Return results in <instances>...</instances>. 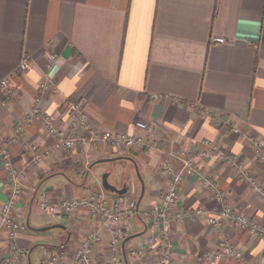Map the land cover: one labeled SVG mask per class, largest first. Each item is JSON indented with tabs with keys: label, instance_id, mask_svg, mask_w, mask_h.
Returning a JSON list of instances; mask_svg holds the SVG:
<instances>
[{
	"label": "crops",
	"instance_id": "crops-1",
	"mask_svg": "<svg viewBox=\"0 0 264 264\" xmlns=\"http://www.w3.org/2000/svg\"><path fill=\"white\" fill-rule=\"evenodd\" d=\"M213 35L224 36L227 42H212ZM48 53L54 55L52 60ZM24 56L29 66L17 70ZM2 79L7 85L0 86V149L8 147L15 167L27 166L35 152L53 144L41 119H27L39 85L48 80L53 88L42 96L40 110L68 134L73 130L65 106L69 99H79L96 128L133 134L139 130L136 121L143 120L146 133L161 137L165 147L171 140L183 146L200 175L183 177L178 209L230 204L264 224V203L211 147L217 144L220 151L241 157L264 184V163L254 150L255 139L264 144V0H0ZM152 93L162 96L152 98ZM163 152L110 147L84 152L75 147L41 156L26 168L14 214L23 222L28 218L34 227L54 222L65 227L26 226L14 237L2 228L0 264H47V252L60 249L69 257L99 223L100 217L84 206L61 216L39 211L44 190L52 202L83 197L103 188L101 174L108 172L111 183L125 186L122 195L137 201L141 182L133 162L118 158L113 166L98 167L104 163L95 160L104 157L126 154L138 164L144 192L137 212L129 214L125 237L142 230V218L149 221L145 211L168 185ZM170 162L179 165L175 158ZM213 186L223 195L215 196ZM9 190L0 157V201ZM106 191L111 200L120 195ZM166 229L173 244L169 264H264V238L226 219L220 225L204 219L171 221ZM125 237L119 264H159L158 238L142 254L132 255L130 250L146 239L147 231L124 241ZM110 239V229L103 226L93 248L94 264H110ZM226 241L242 251L240 259L201 257ZM13 247L25 251V256L7 260Z\"/></svg>",
	"mask_w": 264,
	"mask_h": 264
},
{
	"label": "built area",
	"instance_id": "built-area-1",
	"mask_svg": "<svg viewBox=\"0 0 264 264\" xmlns=\"http://www.w3.org/2000/svg\"><path fill=\"white\" fill-rule=\"evenodd\" d=\"M211 41L215 43H225L227 38L224 36L213 35ZM48 60H52L54 55L47 54ZM29 66V59L22 57L17 66V70H25ZM7 79L0 81V86L5 87ZM52 82L46 80L39 85V93L35 97L34 105L29 111L27 119L35 117L41 119L45 124L49 135L54 137L52 146L35 152L33 158L27 166L17 168L14 166L9 154V149L3 146L0 149V157L3 160V166L7 173V180L10 190L7 197L0 201V230L6 228L12 237L19 229L25 228V222L19 220L14 212L18 201L23 193V182L25 180L26 168L34 165L44 154H50L52 150L81 148L84 152L91 151L94 148L110 147L115 151L121 148L125 149H162L165 159L162 162V169L166 173L168 185L165 188L161 198L153 202L145 214L149 216L147 237L135 248L130 250V254H142L146 248L153 246L154 239L158 238V263L169 264L173 256V244L167 236L166 226L171 222H181L189 219H204L212 225H220L223 219L228 220L234 226L243 228L251 235H258L264 238V224L256 222L248 215L240 213L232 208L230 204L222 207H213L211 209L195 208L192 210L178 209V186L185 175H197L199 172L195 167L193 159L187 154L183 146L175 140H171L168 147L162 138L155 134H147V123L143 120H137L136 126L139 129L133 134L111 133L107 130L99 129L91 125L89 114L84 101L79 99H69L66 103L67 112L70 114V125L73 133L68 134L65 129L58 126L53 118L41 112L39 103L44 93L51 91ZM162 94L152 93V98H160ZM22 126L16 128V133L20 134ZM80 129V131H77ZM77 131V132H76ZM235 132H239L238 127H234ZM212 149L216 150L218 155L231 165L238 178L249 184L256 196L264 203V184L257 178L255 173L250 170L241 157L228 154L218 149L217 144H212ZM254 150L259 161L264 163V144L259 140H254ZM170 158H175L179 165L173 167ZM212 185V184H211ZM215 196H222L223 192L213 186ZM39 208L55 216L70 214L78 207L84 206L90 214L99 216V223L91 227L85 234L82 242L75 248L72 254L67 257L64 250L56 252H47V264H94L93 248L94 244L100 239V231L106 226L111 231L109 241L110 264H119V251L123 238L128 232L129 214L137 212L135 210V198L126 199L122 194L111 200L104 188L94 189L83 197H65L58 202L49 200L48 193L44 190L38 199ZM25 251L18 247H13L12 253L7 260H17L24 257ZM223 256H231L240 259L242 251L231 242H222L216 251L204 253L201 257L205 260L219 259ZM263 264V263H259Z\"/></svg>",
	"mask_w": 264,
	"mask_h": 264
},
{
	"label": "water",
	"instance_id": "water-1",
	"mask_svg": "<svg viewBox=\"0 0 264 264\" xmlns=\"http://www.w3.org/2000/svg\"><path fill=\"white\" fill-rule=\"evenodd\" d=\"M118 158H127V159L131 160L133 162V164H134L135 172H136L137 176L140 179L141 189H140L139 197H138V199L136 201V209H138V205H139L140 199H141V197L143 195V192H144V181H143V178H142V176H141V174L139 172L138 164L136 163L134 158L132 156H130V155L121 154V155L112 156V157L100 158V159L95 160V162L108 161V160H113V159H118ZM101 185H102V187L104 189H106L108 191L115 192V193L122 194L125 191V186H123L122 188H118L115 184L111 183L108 180V172H103L101 174ZM142 223H143V229L138 231V232H135V233L127 235L125 237L124 241L126 239H129V238L133 237V236L145 233L147 231L148 221L145 218H142ZM25 224H26L27 227H29L30 229H34V230H46V229L53 228V227H61V228L65 227V224H63L61 222H54V223H51V224H48V225L34 227V226L29 224L28 218L26 219Z\"/></svg>",
	"mask_w": 264,
	"mask_h": 264
},
{
	"label": "rangeland",
	"instance_id": "rangeland-1",
	"mask_svg": "<svg viewBox=\"0 0 264 264\" xmlns=\"http://www.w3.org/2000/svg\"><path fill=\"white\" fill-rule=\"evenodd\" d=\"M102 163H104V165H98V167H100V166H104V167H107V166H113L114 165V161L113 160H110V161H103ZM98 164V163H97ZM93 177L92 176H89V177H87V182L89 183V184H91L92 183V181H93V179H92ZM39 208V207H38ZM40 209V208H39ZM38 209V210H39ZM39 211H41V209L39 210ZM43 212V211H42ZM49 214V213H48ZM58 229V227H53V228H49V229H46V230H57Z\"/></svg>",
	"mask_w": 264,
	"mask_h": 264
},
{
	"label": "trees",
	"instance_id": "trees-1",
	"mask_svg": "<svg viewBox=\"0 0 264 264\" xmlns=\"http://www.w3.org/2000/svg\"><path fill=\"white\" fill-rule=\"evenodd\" d=\"M127 154H130V153H127ZM141 214V212H139Z\"/></svg>",
	"mask_w": 264,
	"mask_h": 264
}]
</instances>
